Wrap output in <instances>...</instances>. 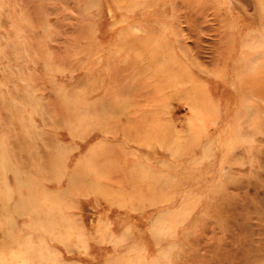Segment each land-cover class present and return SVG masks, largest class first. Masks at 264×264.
Returning a JSON list of instances; mask_svg holds the SVG:
<instances>
[{
	"label": "rangeland",
	"instance_id": "374dc122",
	"mask_svg": "<svg viewBox=\"0 0 264 264\" xmlns=\"http://www.w3.org/2000/svg\"><path fill=\"white\" fill-rule=\"evenodd\" d=\"M0 264H264V0H0Z\"/></svg>",
	"mask_w": 264,
	"mask_h": 264
}]
</instances>
